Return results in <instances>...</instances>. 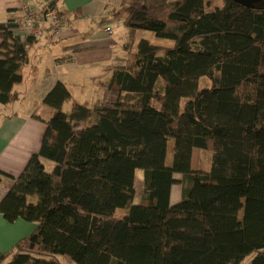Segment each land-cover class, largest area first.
<instances>
[{
	"label": "trees",
	"instance_id": "1",
	"mask_svg": "<svg viewBox=\"0 0 264 264\" xmlns=\"http://www.w3.org/2000/svg\"><path fill=\"white\" fill-rule=\"evenodd\" d=\"M212 1L122 0L126 63L99 84L101 102L57 83L39 152L17 178L0 173L12 182L2 218L36 224L0 264H264V9ZM17 27L0 24L2 105L18 100L36 43ZM141 32L173 45L136 42ZM195 149L211 153L208 171L192 169Z\"/></svg>",
	"mask_w": 264,
	"mask_h": 264
},
{
	"label": "crops",
	"instance_id": "2",
	"mask_svg": "<svg viewBox=\"0 0 264 264\" xmlns=\"http://www.w3.org/2000/svg\"><path fill=\"white\" fill-rule=\"evenodd\" d=\"M121 2L0 0V24L18 22L24 3L37 13L51 7L66 19L59 40L46 35L36 40L30 49L28 63L22 70V82L14 88L18 100L8 105L0 104V173L17 178L31 156L39 152L46 131L45 122L51 113L42 106V101L57 83L65 85L78 104L86 106L101 102L103 91L99 84L110 80L114 67L126 63L124 47L127 32L123 26V15H116ZM106 28L111 30V35L104 33ZM58 60L63 63H58ZM67 104L63 105L65 113L70 111L65 110ZM195 152L199 153L197 149L193 154ZM42 162L46 168L52 165L46 160ZM175 177L180 180L181 176ZM0 178L1 201L12 182L8 178ZM141 178L143 173L137 171L136 182ZM180 198V186L174 185L170 203L175 204ZM34 229V223L17 220L9 224L0 215V252H11L17 242L29 236Z\"/></svg>",
	"mask_w": 264,
	"mask_h": 264
},
{
	"label": "built area",
	"instance_id": "3",
	"mask_svg": "<svg viewBox=\"0 0 264 264\" xmlns=\"http://www.w3.org/2000/svg\"><path fill=\"white\" fill-rule=\"evenodd\" d=\"M58 13L51 7L37 13L24 3L21 7V17L17 22L18 27L14 30V34L22 39L29 36L39 40L49 35L52 39L59 40L66 19ZM104 33L109 36L112 32L106 28Z\"/></svg>",
	"mask_w": 264,
	"mask_h": 264
},
{
	"label": "rangeland",
	"instance_id": "4",
	"mask_svg": "<svg viewBox=\"0 0 264 264\" xmlns=\"http://www.w3.org/2000/svg\"><path fill=\"white\" fill-rule=\"evenodd\" d=\"M211 3H212V6L221 4L218 0H213ZM140 38L146 39L147 41H149L154 46H162V47L168 48V47H171L173 45V43L170 41L160 40V39L155 38L154 35L149 33V32H141L139 34V37H138L136 42H138ZM206 85H209V81L205 78L201 79L200 80V87H204ZM97 103L99 104L100 102H97ZM97 103L96 104H86V107H92V105H97ZM69 109H70V105L67 104L65 110L69 111ZM173 145H174L173 141H169L168 149H167V157H166L167 165H169L171 163V160H172ZM198 151H199V153L195 152V154H193L192 167L195 170L203 169L204 171H208L210 168L211 153L201 151V150H198ZM52 167H53V165H51V167H47V170L51 171ZM142 180L143 179L141 178V180L139 182H135V192H136L135 193V199H134L135 204H138L140 201V196H141V192H142ZM128 210H129V207L117 210L115 212V217L116 218L125 217L128 213ZM241 217H242V205L240 207V211L238 214L239 220H241ZM35 227H36V224H35ZM115 258L122 259V256H121V254H119L118 251L115 253ZM250 259H251V257H248L242 264H247ZM58 260L61 264H74V263H72V262H70V261H68L62 257H59Z\"/></svg>",
	"mask_w": 264,
	"mask_h": 264
},
{
	"label": "water",
	"instance_id": "5",
	"mask_svg": "<svg viewBox=\"0 0 264 264\" xmlns=\"http://www.w3.org/2000/svg\"><path fill=\"white\" fill-rule=\"evenodd\" d=\"M230 1L237 3L242 7L256 10L253 3L257 2L258 0H230Z\"/></svg>",
	"mask_w": 264,
	"mask_h": 264
},
{
	"label": "flooded vegetation",
	"instance_id": "6",
	"mask_svg": "<svg viewBox=\"0 0 264 264\" xmlns=\"http://www.w3.org/2000/svg\"><path fill=\"white\" fill-rule=\"evenodd\" d=\"M254 7L258 10L264 9V0H258L253 3Z\"/></svg>",
	"mask_w": 264,
	"mask_h": 264
}]
</instances>
